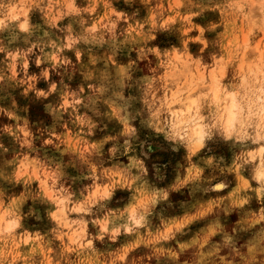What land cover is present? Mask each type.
Returning a JSON list of instances; mask_svg holds the SVG:
<instances>
[{
	"label": "clouds",
	"instance_id": "obj_1",
	"mask_svg": "<svg viewBox=\"0 0 264 264\" xmlns=\"http://www.w3.org/2000/svg\"><path fill=\"white\" fill-rule=\"evenodd\" d=\"M0 264H264V0H0Z\"/></svg>",
	"mask_w": 264,
	"mask_h": 264
},
{
	"label": "rangeland",
	"instance_id": "obj_2",
	"mask_svg": "<svg viewBox=\"0 0 264 264\" xmlns=\"http://www.w3.org/2000/svg\"><path fill=\"white\" fill-rule=\"evenodd\" d=\"M144 150L147 153H158L160 151V148L157 145L149 143L145 145Z\"/></svg>",
	"mask_w": 264,
	"mask_h": 264
}]
</instances>
